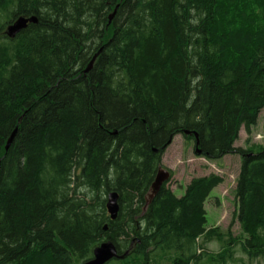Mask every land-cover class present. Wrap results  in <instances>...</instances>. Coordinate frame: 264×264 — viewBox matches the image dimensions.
I'll return each instance as SVG.
<instances>
[{
	"label": "trees",
	"instance_id": "1",
	"mask_svg": "<svg viewBox=\"0 0 264 264\" xmlns=\"http://www.w3.org/2000/svg\"><path fill=\"white\" fill-rule=\"evenodd\" d=\"M263 109L264 0H0V264H84L107 241L123 256L108 264H234L236 243L264 261V147H234ZM194 133L204 159H241L239 241L206 229L217 175L149 200Z\"/></svg>",
	"mask_w": 264,
	"mask_h": 264
},
{
	"label": "rangeland",
	"instance_id": "2",
	"mask_svg": "<svg viewBox=\"0 0 264 264\" xmlns=\"http://www.w3.org/2000/svg\"><path fill=\"white\" fill-rule=\"evenodd\" d=\"M234 147L243 150L264 147V109L258 115L250 134H246L243 129L239 131ZM161 166L171 174L167 187L176 197L183 195L185 186L194 178L210 174L221 177L222 184L212 190L204 206L206 229L229 231L233 238L238 237L236 241L244 237L236 220L237 203L234 196L236 179L241 167L240 157L228 155L218 161L206 160L195 154L192 139L176 135L161 156ZM204 248L209 255L217 256L223 250V245L212 241L205 244ZM231 251L235 260L234 264H264L261 259L249 260L239 243L233 244Z\"/></svg>",
	"mask_w": 264,
	"mask_h": 264
},
{
	"label": "water",
	"instance_id": "3",
	"mask_svg": "<svg viewBox=\"0 0 264 264\" xmlns=\"http://www.w3.org/2000/svg\"><path fill=\"white\" fill-rule=\"evenodd\" d=\"M114 14H112L109 18V22L111 21ZM37 18L35 16L31 17H19L11 24H9L5 29V36L8 39H14L17 34L21 31L26 29L29 24H37ZM98 54H96L91 62L89 63L88 67L86 68L85 72L90 70L91 65L93 64L94 60L96 59ZM16 130L13 131L9 139L7 140L5 149L7 150L14 138ZM115 134V133H114ZM184 135L189 136L191 135L190 132L185 131ZM195 138V154L200 155V150L198 149V141H197V134H193ZM170 173L167 170L162 169L161 167L158 168L156 175L154 177L153 183L151 184V190L149 195V200L161 189V187L169 182ZM106 200V211L109 215L111 221L115 220L119 211L118 206V198L119 196L115 192H111L107 195ZM106 230V227H104ZM123 256H118L115 246L110 242H103L98 247L93 250L92 258L85 262L84 264H108L109 262L122 259Z\"/></svg>",
	"mask_w": 264,
	"mask_h": 264
},
{
	"label": "clouds",
	"instance_id": "4",
	"mask_svg": "<svg viewBox=\"0 0 264 264\" xmlns=\"http://www.w3.org/2000/svg\"><path fill=\"white\" fill-rule=\"evenodd\" d=\"M95 195V192L94 191H91V190H89V196H90V198L92 197V196H94ZM102 195V198H103V194H101Z\"/></svg>",
	"mask_w": 264,
	"mask_h": 264
},
{
	"label": "bare ground",
	"instance_id": "5",
	"mask_svg": "<svg viewBox=\"0 0 264 264\" xmlns=\"http://www.w3.org/2000/svg\"><path fill=\"white\" fill-rule=\"evenodd\" d=\"M87 29H88V28H87ZM80 48H81V47H80ZM91 67H92V65H91ZM91 67H90V68H91ZM191 89H192V88H191ZM133 153H134V152H133ZM154 167H155V166H154ZM75 177H76V176H75ZM83 183H84V182H83ZM44 189H45V188H44ZM42 190H43V189H42ZM106 200H107V199H106ZM150 238H151V237H150ZM188 238H189V237H188ZM188 238H187V239H188ZM187 244H188V243H187ZM177 245H178V244H177ZM180 245H181V244H180ZM74 256H75V255H74ZM84 263H85V262H84Z\"/></svg>",
	"mask_w": 264,
	"mask_h": 264
}]
</instances>
